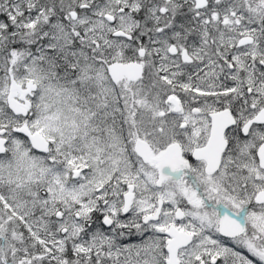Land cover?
<instances>
[{
    "label": "snow or ice",
    "instance_id": "snow-or-ice-1",
    "mask_svg": "<svg viewBox=\"0 0 264 264\" xmlns=\"http://www.w3.org/2000/svg\"><path fill=\"white\" fill-rule=\"evenodd\" d=\"M0 264H264V0H0Z\"/></svg>",
    "mask_w": 264,
    "mask_h": 264
}]
</instances>
